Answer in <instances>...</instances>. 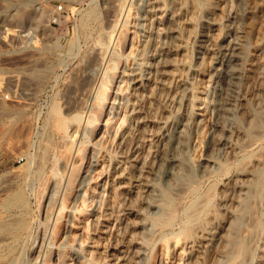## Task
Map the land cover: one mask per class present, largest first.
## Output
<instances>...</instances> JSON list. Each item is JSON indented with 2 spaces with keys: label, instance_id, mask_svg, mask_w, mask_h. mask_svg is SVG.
I'll list each match as a JSON object with an SVG mask.
<instances>
[{
  "label": "rangeland",
  "instance_id": "1",
  "mask_svg": "<svg viewBox=\"0 0 264 264\" xmlns=\"http://www.w3.org/2000/svg\"><path fill=\"white\" fill-rule=\"evenodd\" d=\"M121 1L0 0V264H34L29 254L37 235L43 250L52 247L57 253L61 248L68 256L70 249L81 245L79 261L94 252L100 264H150L154 247L167 240L163 264H176L179 248L172 243L194 199L191 190L210 199L212 212L222 183L234 169L249 155L264 152V126L250 129L241 105L246 98L252 110L264 109L259 80H253L248 93L243 87L249 73L258 76L263 71L257 66L259 74L254 68L249 72V60L263 47L264 0L256 9L261 22L253 24L255 32L246 42L240 36L251 0H220L230 1L221 16L211 13L205 0H178L184 3L181 12L177 0H161L162 15L151 12L155 0ZM119 9L120 25L129 33L117 43L108 35ZM174 23L181 25L179 37L170 27ZM218 31L225 40L215 44L212 38ZM104 37L109 40L102 45ZM227 42L243 43V59L225 54ZM167 55H172L177 71L169 75L162 93H156L159 96L152 95ZM210 56L217 70L211 73L205 100L194 117L186 107L185 89L193 86L194 69ZM116 57L122 58L118 65ZM111 64L117 78L100 129L93 140L88 133L75 134L71 116L88 87ZM136 72L152 81L134 85ZM79 115L86 121L87 113ZM189 116L194 118L189 121ZM184 121L186 126L189 122L188 143L181 155L193 162L195 179L191 188L173 194V223L155 226L147 220V224L141 213L153 219L162 212L143 206L149 193L146 184L159 177L167 180L158 173L160 152ZM67 146L86 150L71 202L63 161L58 162L65 159ZM172 156L176 155L169 152ZM262 187L254 201L256 227L249 264H264V181ZM48 195H52L49 205ZM62 197L67 207L60 225L67 233L55 240L53 220ZM75 233L81 235L77 242ZM143 236L149 237L148 242Z\"/></svg>",
  "mask_w": 264,
  "mask_h": 264
},
{
  "label": "bare ground",
  "instance_id": "2",
  "mask_svg": "<svg viewBox=\"0 0 264 264\" xmlns=\"http://www.w3.org/2000/svg\"><path fill=\"white\" fill-rule=\"evenodd\" d=\"M179 1H178V10L179 12H181L182 5L184 6V3L182 2L183 3L182 4ZM262 2L263 0H251V8L247 17V24L245 26V30L240 36L241 42L243 41L246 42L245 40H247V38L250 35L254 34L255 31L253 24L258 20L256 15V9L262 5ZM229 3L230 1L223 2L220 0H205V7H207V9L211 13H215L216 15L217 14L222 15L227 9H229L230 7ZM193 5L194 4L191 5L193 9L197 10L198 9L197 4L194 6ZM122 6L124 7L125 5H121L120 8L123 9ZM154 8H155L154 10L152 11L150 10L154 14L157 13L159 15H162L165 12L164 3H161V0H155ZM193 9L192 12H194ZM127 10L128 9L124 11L128 12L127 13L128 15L129 11ZM121 12L122 10H120V13H118L120 15L115 13L113 14V20H112L113 25L111 27L112 29L110 30V34L108 35V37H111V39L115 37L117 43L121 42V40L127 39L129 33L126 32L125 29H123L124 25L123 26L120 25ZM127 15H124L125 16L124 22L127 18ZM257 23L258 22H256V24ZM170 27L175 32L177 37H179L181 25H179V23L178 24L174 23ZM219 31L218 33H215L214 38H212V41H214L215 44H217V42H219L220 40L221 41L225 40L220 35ZM108 37L103 38V41L101 43L102 45L106 44V42L109 40ZM242 44L243 43L241 44L238 43L233 45L230 42H227L225 45L226 47L224 49L225 54L234 55L239 59L242 58L243 55L246 53ZM262 45L263 47L261 49L259 48L260 53L258 55H255L254 58H252L251 60H249V64L251 65L250 68L252 69L249 72L253 71V68L256 69L255 67L259 66L263 68V71L260 68L261 69L260 71H262L263 73L259 72L261 73L259 74L257 71L258 68L254 71L255 73L257 71V73L259 74L258 76L253 75L254 73L252 72L249 73V75H247L245 79V82L243 83L244 85L243 87L245 88L246 93H248L250 85L252 84V82H254L253 80L257 78L261 84L260 94L263 95L264 97V41ZM174 47H175L174 49H177V45H174ZM171 56L172 55L170 56L167 55L164 57L163 60H161L160 68L158 70L159 80L156 81L160 86V88L157 90L158 85L155 82L156 84L154 83L153 85L155 89L151 91L152 95L153 93L156 94L157 92L159 93V91L160 92L163 91L164 90L163 88L167 84L166 81L168 80L169 75L175 74L176 64ZM116 58H117L116 64L118 65L119 63L122 62L121 61L122 58L119 57ZM112 64L110 66H108L109 65L108 64L104 70V73L102 72L103 73L102 77H100L96 81L94 80L95 82L93 81L94 83L88 87L79 108H77L75 114L71 116L70 120L74 122L72 128L75 134L83 133V132L88 133L89 139H92L96 136L98 130L100 129L104 116L107 114L106 110L108 108L109 100L112 97L113 87L115 85L117 78V71H115V66H113ZM216 65L217 62L215 58L213 59L212 56L206 58L205 60H202L199 66L196 67V69H194L193 86L185 89L187 92V94L185 92V94L187 95L186 107L190 111L189 113L194 117L198 116L194 111L199 109L200 105L205 100L206 90L208 85L210 84V80L212 77L211 73L212 71L216 72L217 70ZM145 80L152 81V78L145 77L143 74H140L138 72L134 73V85H138L139 83H142ZM163 93H165V91ZM260 101L263 102V106H264V98H262ZM241 105H242L243 117L248 122L250 129L262 128L264 126V109L261 110L260 112L252 110L246 98L242 99ZM81 113H87L86 121L84 122H82L81 117H79L80 116L79 114ZM192 116L191 117L189 116V121H191L190 118H194ZM188 123L187 126H186V122L185 124L182 123V127L177 130L175 135L169 136L167 138L166 146L163 147L160 152L161 155L157 165L158 173L162 174V176L167 177V180L166 178L164 180L163 178L161 179V177H159L160 178L159 181L146 184L149 193L147 195L148 197L142 202V204L145 207L150 206V208L156 209L157 211L158 210L161 211L162 215L159 214L160 216L158 215L157 218L148 219V216H146L147 214L141 213L140 218L144 222L147 220L149 221L151 220L153 224H156L155 226L157 225L168 226L171 223H173L174 222V217L172 215L173 206H174L173 194L180 193L183 190L192 187V182L194 181L196 175V168L194 167V164L190 159H188L186 156L181 155V151L186 147L188 143L185 132L186 130L185 128L188 127L189 125ZM128 136H124V139L128 138ZM85 151L86 150L82 149L81 147L74 148L70 146L68 147L67 152H65L66 157L63 156L65 159L58 161L59 163L60 161H63V164L61 165L63 166L62 170L65 171L64 174L66 181L65 186H68L67 189L69 190L68 196H70L69 197L70 202L73 199L72 191L74 189V184L78 180V176L83 168ZM169 152H172L177 157L176 156L168 157ZM250 156L251 155H249L248 158H244V160H242V163L234 169L230 178L226 179L222 183L221 189L219 190L220 200L216 205V208L213 209L212 212L209 211L210 207L212 206V202H210V199L209 200L203 199L201 196H199L196 189L191 190V192L195 194L194 199L191 202V204L185 209L184 224H183L184 226L182 229H179L180 231L178 237L175 234L176 237L174 236L175 237L173 240L174 242L172 243V245L174 246L173 248H177V246L179 248L177 250V256L179 259L176 262V264H249L248 262L252 260L254 249H252L251 245L256 227V225L253 222L255 218L254 216L252 217V215H254L253 214L254 212L256 213V210L254 209V201L259 195L260 190L263 188L262 184L264 181V152L260 155H256L249 158ZM57 159H60V157ZM55 164L57 165V163ZM52 168L54 169L56 167L53 166ZM55 171L57 172V170ZM143 172L140 170L139 174L142 175ZM55 184H57V182ZM60 185H58V187ZM52 189L55 190V188ZM48 196L49 197H48L47 205L50 204V198L52 197V195L51 196L48 195ZM154 197H158L159 200L155 201L154 199H152ZM61 200H62V202L60 201L61 203H56L60 205H58L59 207H57L56 210L57 215L55 214L56 216L54 217L55 219L53 220L54 226L52 228L53 229L52 237L54 235L55 240L57 239V237L60 239L61 236L65 237L67 233L65 231H62V228L64 227L60 225L65 217L63 215V212L65 211L64 209L67 207V206L65 207L66 203L64 201L65 200L64 197H62ZM75 210L80 211V209H75ZM70 214L71 213H69V215ZM212 230L215 231L212 232ZM80 238H81L80 234L75 233L73 235V240L75 242L80 240ZM148 239H146L145 236L143 238V242H148ZM164 239L165 238L163 237V240ZM163 240L160 239V242H162ZM40 241L42 242V240H40V237L38 235L35 236L32 240L30 254L28 253L32 261L35 259L34 264H54V261L55 264L56 263L86 264V262L87 263L89 262V264H100L99 259L97 260L96 258L97 254H95L94 252L92 253L90 252V255L88 256V258L87 257L85 258L86 259L85 261L83 262L79 261V259L83 258V255L81 254L83 248H81V245L79 249L72 248V251L69 248L70 256L69 255L67 256L65 255V250L61 248L60 249L57 248L56 250L57 253L54 252L52 247L43 250L44 247ZM166 241L164 240L162 244L160 243L159 245L154 247L150 264H163V256H164L163 251L167 249ZM52 245L53 244L51 243V246ZM66 256L67 259H69L68 263H66L67 262Z\"/></svg>",
  "mask_w": 264,
  "mask_h": 264
},
{
  "label": "built area",
  "instance_id": "3",
  "mask_svg": "<svg viewBox=\"0 0 264 264\" xmlns=\"http://www.w3.org/2000/svg\"><path fill=\"white\" fill-rule=\"evenodd\" d=\"M58 9H61V7H58Z\"/></svg>",
  "mask_w": 264,
  "mask_h": 264
}]
</instances>
